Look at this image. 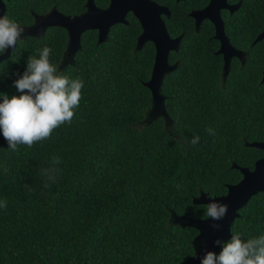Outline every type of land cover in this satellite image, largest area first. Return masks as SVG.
Returning a JSON list of instances; mask_svg holds the SVG:
<instances>
[{"label": "trees", "instance_id": "16d2710c", "mask_svg": "<svg viewBox=\"0 0 264 264\" xmlns=\"http://www.w3.org/2000/svg\"><path fill=\"white\" fill-rule=\"evenodd\" d=\"M82 1L5 0L3 16L24 24L32 20L30 10L54 5L76 11ZM187 7L178 3L165 21L171 36L184 32L167 55L178 64L160 86L172 132L161 117L139 124L150 106L143 81L154 46L145 41L134 49L140 25L132 13L127 23L111 25L102 42L95 30L84 32L73 62L58 66L83 81L70 124L15 152L0 132V200H7L0 208V264H181L193 252L196 229L172 222L171 213L204 217L206 204L192 198L200 191L224 193L241 177L233 162L252 167L264 154L248 144L264 141V84L250 86L260 77L256 67L234 70L221 82V62L212 53L217 42L200 37L209 34L203 26L193 32ZM65 41L66 31L57 25L40 38L17 41L0 61V93L20 95L13 82L37 49L51 48L50 62L58 65ZM194 136L200 138L195 145ZM54 156L60 163L52 164ZM53 167L56 180L47 181L41 170ZM237 212L231 234L264 235V190Z\"/></svg>", "mask_w": 264, "mask_h": 264}, {"label": "water", "instance_id": "95a60500", "mask_svg": "<svg viewBox=\"0 0 264 264\" xmlns=\"http://www.w3.org/2000/svg\"><path fill=\"white\" fill-rule=\"evenodd\" d=\"M86 6L84 11L73 16L64 15L55 8L46 13L34 14L33 22L30 25H21L24 28L23 34L34 35L39 38L47 26L57 25L65 28L68 39L58 63V66L62 67L66 63L73 62V54L79 46V34L83 29H97V41L101 42L106 38L109 26L117 21H125L123 15L127 10H130L141 26V30L136 36L134 49L140 48L146 40H150L154 46L150 75L148 79L143 81V84L151 92L150 106L144 111V116L139 120V124L145 125L151 120L161 117L163 127L169 133L172 132V119L165 110L163 102L165 96L160 91V86L165 73L173 70L178 64L177 60L172 63L168 62L167 55L170 50L178 48L181 34L174 37L168 34L164 21L160 17V12L167 9L161 8L162 6L151 0H110L109 5L105 8L96 7L92 0H86ZM4 8L5 4L3 0H0V16H3ZM215 8L217 7L211 1L206 7L193 11L191 14L195 17V21L204 16L210 17L215 24V36L220 38L223 45L225 39H223L220 15L216 11L215 16H211L212 10ZM263 36L264 30L258 34L255 40ZM222 45L218 51L222 49ZM11 51L12 48H9L0 55V61L7 58ZM248 143L264 150L263 140H254ZM231 165L239 169L241 177L234 183H227L224 193L210 196L207 192L200 191L198 195L192 198L194 203L207 205L211 198L226 204L228 211L222 220L212 221L206 216L197 217L171 213L172 222L182 226H192L196 229L191 240L193 252L183 259L181 264H200V257L204 255L206 250L217 252L220 245L215 244L214 241L217 238L222 241L230 238V224L238 214V208L246 202L250 195L259 190H264V154L253 161L251 168L238 166L234 162ZM212 223H218L220 228L214 230L211 227ZM194 255L195 257H193Z\"/></svg>", "mask_w": 264, "mask_h": 264}, {"label": "clouds", "instance_id": "9594fccd", "mask_svg": "<svg viewBox=\"0 0 264 264\" xmlns=\"http://www.w3.org/2000/svg\"><path fill=\"white\" fill-rule=\"evenodd\" d=\"M23 32L24 28L15 20L0 16V55L15 48ZM36 53L28 56L24 72L13 82L20 95L9 97L0 93V132L14 152L18 145L32 148L34 144L50 139L55 129L70 124L74 109L79 107L82 98L83 81L63 75L58 65L50 62L51 48L45 46ZM206 131L214 135L212 128ZM199 139L194 136L190 142L195 145ZM58 163L60 157L54 156L52 164ZM41 174L47 181L55 182L58 169H42ZM182 187L177 185L178 190ZM6 207L7 200H0V208ZM205 208V216L212 221L222 220L228 211L226 204L211 198ZM211 227L215 230L220 225L212 223ZM214 243L220 245L219 253L206 250L200 257V264H264V235L244 239L232 233L226 241L217 238Z\"/></svg>", "mask_w": 264, "mask_h": 264}, {"label": "flooded vegetation", "instance_id": "af4514ba", "mask_svg": "<svg viewBox=\"0 0 264 264\" xmlns=\"http://www.w3.org/2000/svg\"><path fill=\"white\" fill-rule=\"evenodd\" d=\"M4 1L5 0H3V2ZM92 1L95 4V6L99 8H105L110 3V0H92ZM151 1H154L157 5L162 6L161 8L165 7L164 9H167L166 11L162 10L160 12V17L164 21V24L165 21L170 19L171 17L172 7L177 6L178 3L183 4V2L188 6L187 10L185 11V14L190 17L189 21L192 26L193 32H199L200 28L203 26L204 29L209 32V34L206 36L200 34V37H205L206 39L210 38L214 44H216L217 42V46L212 50V53L218 55L221 62L219 69L221 82H223L227 76L232 75L233 73L231 72L234 70L248 71L255 67L256 70L260 68V77L255 81L251 82L250 86L256 87L261 81H264L263 78L264 77V36L261 37L260 39L255 40L258 34L264 30V0H151ZM211 1L213 2V5L217 7L214 10H212L211 16H215L216 11L220 15L221 28L223 31V39H225L223 45L222 42L220 41V38L215 36V32H216L215 24L210 19V17L204 16L198 18V20L195 21V17L191 14V12L193 11H198L199 9L206 7ZM81 4L83 6L82 8H78V10L76 11H68V12L59 9L54 5L48 7L45 11L40 13H37L34 10H30L32 15V20L28 23H24V24L19 23V24L22 26L30 25L33 22L34 14L46 13L54 8L64 15H69V16L77 15L87 8L86 0H83ZM27 10H29L28 7ZM129 13L132 12L130 10H127L123 15L126 22L117 21L115 23H112L111 25L116 23H127V15ZM46 28L44 29L43 33L45 32ZM92 29L96 31V39H97V29L95 28L83 29L79 34V46L77 47L76 51L79 50V48L81 47L80 44L81 35L84 32H87L88 30H92ZM140 30H141V26H140ZM43 33H41L40 37L42 36ZM183 33H184L183 30H180L177 34H174L173 37L181 34L180 36V40H181ZM26 35L34 36L29 34H22L21 39L24 38V36ZM67 39H68V33L66 31L65 47H66ZM106 39H107V34L104 40ZM146 41H150V40H146ZM144 42L142 43V45L144 44ZM220 45H222V49L218 51Z\"/></svg>", "mask_w": 264, "mask_h": 264}]
</instances>
